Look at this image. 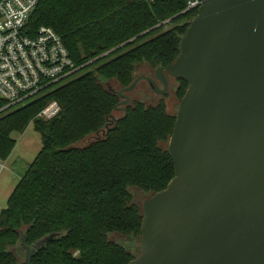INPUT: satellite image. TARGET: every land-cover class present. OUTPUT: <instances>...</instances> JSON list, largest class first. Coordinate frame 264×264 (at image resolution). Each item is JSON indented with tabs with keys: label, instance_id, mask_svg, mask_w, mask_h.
I'll return each mask as SVG.
<instances>
[{
	"label": "trees",
	"instance_id": "16d2710c",
	"mask_svg": "<svg viewBox=\"0 0 264 264\" xmlns=\"http://www.w3.org/2000/svg\"><path fill=\"white\" fill-rule=\"evenodd\" d=\"M197 13L184 0L40 1L30 28H54L81 68L28 104L0 111V158L31 122L42 139L0 212V264L21 262L23 238L33 246L50 234L33 264H129L139 255L143 209L135 195L151 196L174 178L168 144L177 113L167 109L169 91L157 101L132 98L142 83L158 96L145 80L128 104L116 91L174 63ZM178 80L182 99L188 84ZM51 101L59 113L39 118Z\"/></svg>",
	"mask_w": 264,
	"mask_h": 264
},
{
	"label": "water",
	"instance_id": "95a60500",
	"mask_svg": "<svg viewBox=\"0 0 264 264\" xmlns=\"http://www.w3.org/2000/svg\"><path fill=\"white\" fill-rule=\"evenodd\" d=\"M176 61L142 80L156 94L187 82L168 149L175 176L144 199L129 264H264V0H204ZM54 237L22 245L25 259Z\"/></svg>",
	"mask_w": 264,
	"mask_h": 264
},
{
	"label": "built area",
	"instance_id": "2783aa9c",
	"mask_svg": "<svg viewBox=\"0 0 264 264\" xmlns=\"http://www.w3.org/2000/svg\"><path fill=\"white\" fill-rule=\"evenodd\" d=\"M40 1L0 0V99L5 102L0 111L28 104L53 85L74 77L81 68L54 28L47 25L30 28V17ZM146 1L153 4L164 0ZM184 2L186 10H198L205 3ZM59 111L58 102L51 101L38 116L51 119ZM5 168L0 158V173Z\"/></svg>",
	"mask_w": 264,
	"mask_h": 264
},
{
	"label": "rangeland",
	"instance_id": "374dc122",
	"mask_svg": "<svg viewBox=\"0 0 264 264\" xmlns=\"http://www.w3.org/2000/svg\"><path fill=\"white\" fill-rule=\"evenodd\" d=\"M151 71L152 70H150V72ZM154 72L155 71L153 70L152 74ZM77 75L78 73L75 74V76ZM180 83L181 82L178 79H171L169 97L166 102L168 111L173 114L177 113L181 101V97H178L175 91L176 87ZM42 93H44V91L35 97L41 95ZM159 96L160 94H158V96L152 94V91L147 88L145 83H142L139 86L138 91L136 90L132 94L133 99L144 98L147 101H157L160 98ZM12 138L16 141L13 150L8 157L3 156L4 158H2L3 162L6 164V168L0 173V212L7 206L9 196L18 184L26 168L33 162L42 147L41 134L36 129L34 122H31L23 132H14L12 134ZM135 196L139 205L143 203L144 199L149 197L140 191L137 192ZM115 238L125 239L126 237L118 234ZM25 254L21 257V261L25 259Z\"/></svg>",
	"mask_w": 264,
	"mask_h": 264
},
{
	"label": "flooded vegetation",
	"instance_id": "af4514ba",
	"mask_svg": "<svg viewBox=\"0 0 264 264\" xmlns=\"http://www.w3.org/2000/svg\"><path fill=\"white\" fill-rule=\"evenodd\" d=\"M154 75H155V73H153L152 75H150V76H153L154 77ZM171 79H172V77H169V83L171 84ZM174 79H176V78H174Z\"/></svg>",
	"mask_w": 264,
	"mask_h": 264
}]
</instances>
